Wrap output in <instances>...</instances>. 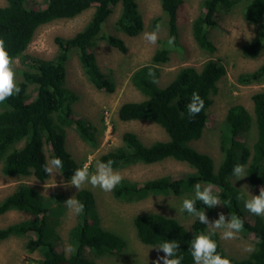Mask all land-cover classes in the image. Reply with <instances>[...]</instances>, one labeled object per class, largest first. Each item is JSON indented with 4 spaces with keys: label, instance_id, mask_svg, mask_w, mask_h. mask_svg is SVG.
Instances as JSON below:
<instances>
[{
    "label": "trees",
    "instance_id": "1",
    "mask_svg": "<svg viewBox=\"0 0 264 264\" xmlns=\"http://www.w3.org/2000/svg\"><path fill=\"white\" fill-rule=\"evenodd\" d=\"M238 0H202L201 12L191 24L192 37L197 46L213 53L215 44L209 37L211 28L216 27L221 10L230 9ZM162 19L167 36L178 42V10L182 0H159ZM244 19L251 23L264 21V0H246ZM44 5L31 6L28 0H5L0 5V39L10 57L19 58L28 65L20 71L16 83L19 93L0 103V164L1 172L8 176H33L38 181L48 178L43 165L49 158L63 161V178L69 180L73 171L82 166L65 145V127L73 125L79 136L96 146L95 128L82 118L73 116L76 93L66 87V61L72 50L77 52L87 80L96 88L112 91L114 84L104 74L90 50L97 40H104L119 51L126 45L117 35L102 33V25L120 4V13L115 28L128 36H134L143 29V17L137 0H43ZM94 6L91 17L71 37L56 36L57 51L52 58L43 59L25 55L23 52L32 39L35 29L56 18H69ZM157 22V21H155ZM261 41L254 38L242 46L243 54L255 56L261 49ZM168 49L157 48L151 62L139 66L131 74V83L144 96L139 101L123 102L117 110L122 121L142 120L159 125L166 133L165 140L146 144L133 131L121 134V144L102 153L98 161L112 160L114 169L135 163H152L165 158L186 162L194 170L176 176H160L141 182L123 178L112 191L115 198L138 201L149 195H180L212 186L229 216L235 215L243 221L242 234H251L255 245L244 258L237 259L222 248L217 233L211 236L217 243V253L226 257L231 264H264V221L259 216L246 214L241 194L231 183L235 165L246 166L248 180L254 185L264 186V89L251 95L253 114L243 105L228 107L220 136L221 159L215 167L210 155L191 147L188 142L198 139L207 123V108L211 94L217 91V82L225 73L223 64L216 59L206 60L198 69L183 66L165 85L160 86L158 64L168 60ZM15 69V74L17 73ZM149 71L154 73L149 76ZM264 78V63L253 71L240 73L237 82L248 84ZM33 86V90H29ZM193 92L204 100L203 110L189 117L186 105ZM254 123L256 138L249 146L245 135ZM188 194L186 198H191ZM63 195L55 193L42 195L26 183L19 184L10 194L0 200V214L15 209L31 213V217L0 228V240L11 236H27V251H38L39 264H95L92 255L114 254L123 249L125 240L121 235L102 226L95 198L91 190H77L75 198L84 205L83 213L76 215V223L69 229L68 241L72 251L65 255L57 248L59 235L55 230L58 216L64 210ZM198 209L210 208L197 201ZM137 238L147 245H159L168 240L179 243L177 257H183L182 264H193L190 241L195 234L205 233L206 225L198 219L188 231L177 219L158 212L137 213L132 218ZM175 258V257H174Z\"/></svg>",
    "mask_w": 264,
    "mask_h": 264
},
{
    "label": "rangeland",
    "instance_id": "2",
    "mask_svg": "<svg viewBox=\"0 0 264 264\" xmlns=\"http://www.w3.org/2000/svg\"><path fill=\"white\" fill-rule=\"evenodd\" d=\"M201 1L182 0L178 10V42L171 47L167 44V28L162 19L159 0H137L144 26L142 31L134 36H128L115 28V20L120 13V4L114 6L112 13L102 25V33L114 34L122 38L126 45L125 51H119L102 39L97 40L90 48L95 54L100 70L112 80L114 84L112 91L94 87L87 80L75 49L70 52L66 61L65 85L77 95V100L72 105L73 116L84 119L95 128L97 143L96 146H92L84 141L71 125L65 127V145L72 157L82 166L89 163V157L93 158L90 162V173L95 171L96 161L102 153L121 144V134L124 131L135 132L146 144L167 138L165 131L151 121H122L117 115L118 107L123 102L139 101L145 98L131 83V74L139 66L150 63L154 51L162 46L168 49L169 57L165 62L158 64L160 74L157 82L160 86L169 82L179 68L194 66L199 69L208 59L219 60L225 68V73L217 82V91L211 94V104L207 108L208 120L203 132L198 139L188 142L194 149L210 155L215 167L221 159L219 145L221 127L228 107L241 104L253 114L251 95L264 89V78L258 82L241 84L237 82V77L240 73L253 71L264 63V21L259 23L246 21L243 16L246 0H238L230 9L219 12L216 27L209 31V37L216 49L213 53H208L197 46L191 33L192 21L201 12ZM28 3L31 6L44 5L43 0H28ZM4 4L5 0H0V5ZM93 10L94 6H91L73 17L56 18L39 25L23 53L43 59L52 58L57 51L54 38L73 36L89 20ZM152 31H158L159 38L155 45L143 39L144 32ZM254 38H259L261 41L260 51L255 56L243 54L242 46ZM14 60L18 61L15 67L18 70L16 73L18 80L20 71L27 69L28 64L21 62L19 58ZM29 90H33V86H30ZM255 138L256 129L253 123L243 140L250 146ZM45 152L48 160L49 153L46 148ZM193 170L186 162L173 158H165L152 163H135L114 169V171H119L123 178L137 182L166 175L176 176L185 172H193ZM54 180L57 186L51 187ZM61 180L65 183L68 181L61 174H55L54 177L49 175L47 179L38 181L33 176L4 175L0 169V200L21 183L33 186L44 196L52 193L63 195L60 202L64 210L58 216L55 230L59 235L58 250L68 255L69 252L65 250L66 246H69L68 232L76 223V215L68 210L64 202L75 196L77 189L74 186L66 188L61 186ZM230 180L241 193L244 191L242 186H246L252 195H258L262 187L259 184H252L247 176L239 180H234L232 176ZM83 188L93 193L102 226L121 235L125 240V245L119 252L92 255L91 258L95 264H156L158 258L164 256L161 250L155 248L158 245H147L137 238L132 223V218L137 213L158 212L173 217L192 232L193 218L187 213H179L178 209L182 199L188 194H194L193 192L180 195H149L138 201H125L115 198L112 192H104L91 185ZM214 190L213 188V195H216ZM245 211L252 219L254 214L246 209ZM204 212L209 222L218 219V213H223L226 220L230 217L222 204L211 207L207 211L204 210ZM31 216V213L25 211L15 209L6 211L0 214V228ZM259 217L264 221V216ZM207 233L208 227L206 226L205 234ZM216 233L224 251L237 259L244 258L251 252L245 251L246 246H251L252 250L254 248L255 241L251 234L239 232L236 239L224 240L221 239L220 231ZM26 240L27 236H11L0 240V264H39L37 261L41 258L40 253L27 251ZM159 264H162V261Z\"/></svg>",
    "mask_w": 264,
    "mask_h": 264
},
{
    "label": "clouds",
    "instance_id": "3",
    "mask_svg": "<svg viewBox=\"0 0 264 264\" xmlns=\"http://www.w3.org/2000/svg\"><path fill=\"white\" fill-rule=\"evenodd\" d=\"M158 31L144 32L143 39L149 44L155 45L158 40ZM175 43V37H169L167 44L169 47ZM18 64L9 56L3 39H0V103L6 101L19 93L20 89L16 83L15 67ZM149 76L153 77L152 82L155 83L154 73L149 71ZM189 117L198 115L204 108V100L197 92H193L190 102L186 105ZM93 158L89 157V163H85L82 167L73 171L70 179L65 183L61 180V186H74L78 191L86 185H91L93 188H99L104 192H112L123 179L119 171H114L112 160L107 162L96 161L95 171L90 173V162ZM45 173L54 177L55 174H62L63 161L58 157H51L43 165ZM234 180H239L247 176L245 166L237 164L232 170ZM54 179V178H53ZM233 180V181H234ZM54 184L51 187H56ZM244 191L238 196V199L244 201V208L257 216H264V186L259 189L258 195H252L246 186H242ZM200 201L208 208L221 205V201L217 195H213L212 186H205L203 189L197 183L195 191L191 198H183L181 206L178 209L179 213H187L193 218L208 227V233L195 234L194 238L189 242L191 256L194 264H231V261L222 257L217 253V243L211 238L217 231H220L221 239L232 240L237 238V234L243 228V221L232 215L229 219H225L223 213H218V219L209 222L204 210H200L196 206V202ZM68 210L74 215H79L84 211V205L75 196L68 198L64 202ZM164 253V256L159 257L156 264L162 261V264H182L183 257H177L176 251L179 249V243L174 240H168L157 247ZM66 252H71V246H66ZM245 251H252L251 246H246ZM175 257V258H174Z\"/></svg>",
    "mask_w": 264,
    "mask_h": 264
}]
</instances>
